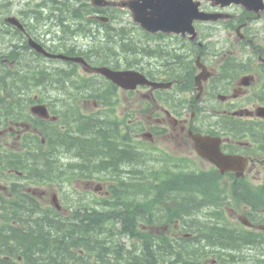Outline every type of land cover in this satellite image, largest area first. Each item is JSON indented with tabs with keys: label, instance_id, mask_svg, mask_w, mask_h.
<instances>
[{
	"label": "flooded vegetation",
	"instance_id": "1",
	"mask_svg": "<svg viewBox=\"0 0 264 264\" xmlns=\"http://www.w3.org/2000/svg\"><path fill=\"white\" fill-rule=\"evenodd\" d=\"M131 1L0 0V71L5 74L0 80V98L21 101L24 107L15 112L17 118L0 117V197L9 220L5 225H37L41 215L37 209L43 205H49L47 211L55 221L68 219V225H79L74 221L76 215L91 212L102 216L98 225H124L120 219L104 222V216L107 211L120 210L128 201L121 198L126 197H130V211L137 222L143 215H137L138 157L155 171L144 175L151 181L171 179L184 187L187 170L205 182L220 179L232 186L238 181L236 190L227 193L234 207L241 202L234 203L231 195L249 193V187L264 190V119L254 114L257 107L264 106V54L259 49L261 54L254 48L250 53L245 50L252 44L246 37L249 21H263L264 13L246 15L242 23L243 14L224 13L238 6L221 8L204 2L201 10L222 13L225 18L194 23L197 35L191 39L187 34L141 30L124 8ZM68 6L81 12L57 13V9ZM41 7H50L52 15ZM9 18H15L22 29L7 22ZM221 30H228L229 37L235 34L236 41L245 47L235 52L214 46L212 36ZM111 40L120 46L106 45ZM31 41L49 54L83 61L47 58L34 50ZM100 44L105 46L100 48ZM22 65L21 72L39 70L37 87H22L11 78L9 72L15 73ZM98 68L136 71L151 82L170 86L125 89L96 72ZM6 83L11 93L4 91ZM34 103L47 107L48 119L30 114ZM20 115L28 117L25 120ZM42 121L50 129V157L37 162L49 163L51 180L37 183V175L31 179L11 167L24 163L25 149L37 148L38 154L42 149L39 145H47ZM89 130L109 133L115 155L91 160L94 150L88 153L81 141L88 138L84 132ZM192 135L206 140L203 151L207 156L219 145L224 156L247 158L244 176L237 178L234 171L221 173L211 160L196 152ZM126 160L132 162L129 167H123ZM128 184L129 189H124ZM44 187L51 192L42 191ZM174 189L165 190L163 199H152V207L145 211L148 223L139 221L136 225H150L143 229L153 236L170 235L172 241L192 236L184 227V189L177 192L178 205L170 199L175 196ZM176 209L177 217L171 219ZM262 211H246L238 224L226 225H251L248 229L264 225ZM212 213L205 207L196 219L216 225ZM206 246L198 262L216 264L218 248ZM245 252L248 255L252 251L249 248ZM161 259L163 263L158 264H168L167 255Z\"/></svg>",
	"mask_w": 264,
	"mask_h": 264
},
{
	"label": "trees",
	"instance_id": "2",
	"mask_svg": "<svg viewBox=\"0 0 264 264\" xmlns=\"http://www.w3.org/2000/svg\"><path fill=\"white\" fill-rule=\"evenodd\" d=\"M41 8L52 15L53 11L50 7ZM56 11L58 14L69 15L81 12L71 6L59 8ZM81 40L83 39L81 38ZM106 45L120 46L115 44L114 40ZM103 46L105 45L100 44L99 47ZM22 68L23 65L15 73L9 72L11 78L17 79L15 82L22 87H37L39 70L34 68L21 72ZM19 76L24 77L25 80L23 81ZM2 78H5V74L0 71V80ZM4 86V91L7 94L12 92L10 84L6 83ZM22 103L8 98H0V117L5 119L19 117L15 112L20 111L21 108L24 109ZM25 104H30V101H26ZM20 116L25 120L28 117ZM41 129L47 144L45 147L39 145V148H42L39 150L41 153L37 154V148L25 149L22 156L24 163L11 167L25 172L31 179L36 178L35 175H37V183L51 180V173L48 170L49 163L37 162V159L50 157V129L44 124V121H42ZM108 135H102L93 130H89L88 133L84 132V136L88 137L81 140L85 144L84 150L88 153L94 150L91 160L96 161L102 155L105 157L115 155L110 146L112 137L109 133ZM78 140L76 139V141ZM33 141L39 144L37 137H33ZM138 159L140 177L135 183L139 194L137 215H142V212L143 215L137 219V222L148 223L145 211L152 207L150 205L153 203L152 199L157 196L163 199L165 190L175 188L173 190L175 196L170 199H174L178 205L177 192L184 189L183 199L187 220L184 227L185 231L192 236L180 238L177 241H172L171 236L165 233L153 236L147 229H143L150 225H136V215L130 211V203H128L130 197L121 198L123 201H128L121 205L120 210L107 211L104 216V222L111 218L112 222L120 219L124 225H98L102 221V216L93 212L76 215L74 221H78L79 225L74 223L68 225V219L55 221L43 207L37 209L41 214L40 217H37V225H18L19 227L5 225L9 220L6 219V213L3 212V202L0 197V264H158L163 263L161 257L165 255H167L168 264H200L202 261L198 262V260H201L199 257L203 253V248L207 247L206 244H213V247L218 248L215 254L216 264H264V235L244 230L237 225H226L223 207L227 204L224 203L219 182L199 180L191 170L185 172L184 187H179L178 181L171 179L151 181L144 178V175L155 171L149 164L142 162L141 157ZM131 164L130 160H126L123 162V167H129ZM36 169L37 171H35ZM129 184L124 189H129ZM248 190L249 193L241 192V196L247 202L251 201L250 197L261 201L260 205L264 208V190H260L258 187H254V189L249 187ZM154 192L158 193L153 194ZM250 192L254 194L252 195ZM210 205L216 207L212 210L216 225H206L205 220L199 222L196 219L197 213ZM9 216L12 218V213ZM170 217L171 219L177 217V209L176 214L171 213ZM169 226L172 229V225ZM206 239H212L213 242ZM123 240H127V242ZM152 244H155V248ZM249 248L254 252L245 255V251Z\"/></svg>",
	"mask_w": 264,
	"mask_h": 264
},
{
	"label": "water",
	"instance_id": "3",
	"mask_svg": "<svg viewBox=\"0 0 264 264\" xmlns=\"http://www.w3.org/2000/svg\"><path fill=\"white\" fill-rule=\"evenodd\" d=\"M100 3L102 0H94ZM202 2H209L213 6L221 8L237 5L243 7L248 12L259 14L264 11L263 0H134L124 6L128 8L133 15L134 20L140 27L150 33L164 32L174 34H189L191 39L196 37L194 27L195 21L208 22L217 21L224 17L220 13H207L200 10ZM7 22L13 23L22 29V26L15 18L7 19ZM30 44L36 52L43 54L48 58H61L74 62L83 61L80 58H68L63 55H52L47 53L40 45L34 42ZM96 72L102 74L113 83L125 89H133L137 85H147L153 87H169V84H157L149 82L142 74L136 71H112L108 68H98ZM247 83H244V85ZM31 113L41 118H48L49 114L45 106L36 105L31 108ZM255 115L264 118V107H257ZM195 143L196 152L211 160L221 173L234 171L238 177H242L247 165V159L240 156H224L219 150V145L212 151L211 156L204 153L206 149V140L200 135H192Z\"/></svg>",
	"mask_w": 264,
	"mask_h": 264
},
{
	"label": "rangeland",
	"instance_id": "4",
	"mask_svg": "<svg viewBox=\"0 0 264 264\" xmlns=\"http://www.w3.org/2000/svg\"><path fill=\"white\" fill-rule=\"evenodd\" d=\"M224 13H227V14L228 13L229 14L235 13L236 15H242L244 13V10L240 7L236 8V9H231V10H229V8H228L224 11ZM245 17H246V14L242 17V23L245 22ZM2 18L3 17L0 18L1 21H2ZM251 21L252 20L249 21V24L247 26V30L249 32H247L246 37H248L252 40V44L249 45V48L246 47L245 50L250 53L251 50H253V48H254V51H256V52H258L257 51L258 49L263 52L264 51V19H263V21L257 20V21H253L252 23H251ZM241 33H243V32L241 31ZM235 36L236 35L234 34L232 37H229L228 36V30L217 31L214 34V36H212V39H213L212 43L214 46H217L220 49H229V50H233L236 52L238 49H241L242 46L245 47V45H242L241 42H237ZM190 160H191L192 164L196 165L195 164L196 162L193 161L192 158ZM253 173H255V172H253ZM219 183H220V187L222 189H225L226 193L230 194L231 189H232V186L230 185L231 183L226 182L224 180H220V179H219ZM254 183H253V185H254ZM256 184H258V182ZM46 188H48V187L42 188V191H45L47 193L51 192V190H47ZM231 197L233 198L234 203L239 201V202H241V204L239 207H234V205H229V206H225L223 208L224 213L226 214L225 216H226V222L227 223H235V224L237 223L238 224V221H239L238 218L243 217L245 215L246 211L257 212V213L263 212L262 206L260 205L261 201L255 200L253 197H250L251 201H248L247 203L243 202V200H242L243 197L241 196V194H237V196L231 195ZM49 200H50V196L48 195V201ZM244 204H248L247 205L248 207H244ZM48 206L43 205L42 207H44L45 209H48ZM252 230L254 231V233H260L262 231L259 228H253ZM252 230H248V231L253 232ZM261 234L264 235V231H262ZM123 241L127 242V240H123Z\"/></svg>",
	"mask_w": 264,
	"mask_h": 264
}]
</instances>
